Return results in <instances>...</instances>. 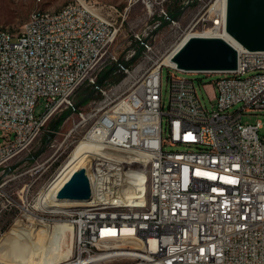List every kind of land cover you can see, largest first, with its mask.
I'll return each mask as SVG.
<instances>
[{"label": "built area", "instance_id": "2783aa9c", "mask_svg": "<svg viewBox=\"0 0 264 264\" xmlns=\"http://www.w3.org/2000/svg\"><path fill=\"white\" fill-rule=\"evenodd\" d=\"M158 1L165 0H128L123 13L116 6L72 0L61 19L43 21L34 10L13 39L0 40V130L8 136L0 144V173L10 170V163L58 111L82 117L74 99L89 87L101 99L89 98L88 105L103 113L86 136L98 130L101 145L116 149V157L95 160L100 176L112 181V191L98 200H116L121 147L148 152L156 187L147 218L104 219L73 208L68 215L73 246L61 264H264L262 123H241L243 113L264 112V51L240 48L235 71L215 73L211 84L201 85L203 91L212 88L213 97L206 94L214 101L211 110L193 80L169 74V108L164 112L162 69L177 70L162 59L182 36L161 54L152 34L161 26L157 23L150 32L134 33L135 46L123 59L111 49L125 12L140 3L151 15ZM159 14L162 23L176 25L163 8ZM224 27L225 19H212L211 28L219 32ZM110 64L114 67L108 68ZM112 75L121 79L111 83ZM39 104L42 112L37 114ZM235 105L241 108L230 111ZM133 183L134 175L127 174L128 196H133ZM8 205L6 198L0 216Z\"/></svg>", "mask_w": 264, "mask_h": 264}, {"label": "rangeland", "instance_id": "374dc122", "mask_svg": "<svg viewBox=\"0 0 264 264\" xmlns=\"http://www.w3.org/2000/svg\"><path fill=\"white\" fill-rule=\"evenodd\" d=\"M70 1L72 0H0V30L16 35L22 29L23 24L32 11L41 10L56 12ZM92 1L95 4L116 6L120 12L124 13L123 10L126 8L128 0ZM214 1L215 0L158 1L161 4L154 2V7L150 11L151 15L144 6L138 3L125 12L126 20L116 38L115 45L111 48L112 52H114L120 60L123 59L127 51L135 46L133 40L134 33L143 31L146 28H148L147 32H150L154 25L161 23V26L157 28V30H153L152 34L157 35L158 49L161 54H164V51L175 42L177 37H181L191 31L203 32L211 28L212 19H216V17L210 15L208 11ZM161 8L168 14L174 10L178 11L173 15L175 17L172 16L176 25L162 23V19L159 16ZM165 55L166 54L163 55V58ZM112 67H114L112 64L108 66V68ZM169 74H175L193 80L204 106H206L208 110H211V105L214 101L210 102L207 95L212 98L214 93L209 86L206 87L205 93V91L201 90V85L211 84L217 78L215 73L186 74L163 67L161 73V97L164 112H167L169 108ZM108 79L111 83H116L121 77L112 75ZM89 98L95 101L101 99L98 94H92L89 87L81 88L77 92L74 102L78 104L79 112L82 113L83 116L81 117L79 114L70 110L63 109L58 111L55 117L46 123L40 136L33 144L10 163V170L0 173L1 191L2 194H4L3 197H0V205L6 198L10 201V205L4 209V212L0 216V228H2L0 232V254L17 255L18 249L16 245L21 242L23 236H17L15 232H13V228H26L27 233L33 230L34 236H30L32 238L34 237L33 239H39L38 243H41L36 253H44L47 247H51L46 245L47 231L51 229V223L69 219V214H48L36 208L35 205L37 199L48 187L50 182H52L67 161L71 159L73 151L78 144L81 141H87L88 135L86 136V134L102 115L103 110H97L98 107L95 105H88L87 101ZM240 108L241 105H235L230 111H235ZM36 112L37 114L42 112L40 104ZM59 120L62 121L60 125L54 127V124ZM166 121L167 117L163 116V129H165ZM257 121L262 123V128L259 129V136L262 138L264 137V112L243 113L241 118L242 124H255ZM163 137L166 138V133L163 134ZM7 139L8 136L0 130V144ZM176 149L181 150L180 147H166V150ZM106 151L113 153L111 150ZM46 206L49 207L51 204H46ZM40 219L44 222H40ZM68 241L69 236L65 239L66 246L64 249L67 248ZM44 245L46 247H44Z\"/></svg>", "mask_w": 264, "mask_h": 264}, {"label": "bare ground", "instance_id": "6f19581e", "mask_svg": "<svg viewBox=\"0 0 264 264\" xmlns=\"http://www.w3.org/2000/svg\"><path fill=\"white\" fill-rule=\"evenodd\" d=\"M225 2L226 0H215L208 11L210 15L220 18L222 22L225 18ZM67 6L68 3L56 12L37 10V15L43 21L53 22L64 16V10ZM13 36L12 33L0 30V40H11ZM191 36L219 37L231 44L235 49L240 50L222 30L217 32L215 28H209L203 32L191 31L182 36L173 50L163 58L162 64L174 67L170 61L171 56ZM97 131L91 130L87 136V141H81L78 144L73 151L71 159L59 171L57 178L50 182L44 192L42 191L43 193L41 192L42 194L36 201V208L48 214L68 215L72 208L85 204L83 210H90L91 216L95 217H104V219L147 218L149 204L154 199L156 187L154 165H152L148 152L133 151L131 147H121V154L123 155H120L119 165H115L116 200H98L106 196L107 192L112 191V181H106L100 176V163L95 162V160L99 155L100 157H116V149L111 148V145L101 146V139ZM106 150H111L113 153H109ZM81 169L85 170L86 176L90 180V200L85 203L84 201L58 199L59 190L70 180L73 174H76ZM127 174L134 175L133 196H128L125 193ZM46 204H51V206L48 207ZM39 221L44 222L42 219ZM50 227L51 229L47 231L46 245L52 248L47 247L42 254L36 253L41 243H38L39 239H33L34 237L30 236L33 235V230L27 233L26 228H13V232L17 236H23L21 242L17 245L15 244L18 253L14 255L2 252L3 254H0V264H61L66 261L73 246V226L66 219L55 221L51 223ZM67 236H69V241L67 248L64 249ZM44 247L46 246L44 245Z\"/></svg>", "mask_w": 264, "mask_h": 264}, {"label": "water", "instance_id": "95a60500", "mask_svg": "<svg viewBox=\"0 0 264 264\" xmlns=\"http://www.w3.org/2000/svg\"><path fill=\"white\" fill-rule=\"evenodd\" d=\"M224 19V32L236 46L249 52L264 51V0H226ZM237 60L238 50L231 44L219 37L204 36H191L170 58L175 69L186 74L230 73L236 70ZM90 196L83 169L73 174L57 194L60 200L85 203Z\"/></svg>", "mask_w": 264, "mask_h": 264}, {"label": "snow or ice", "instance_id": "6c2138e0", "mask_svg": "<svg viewBox=\"0 0 264 264\" xmlns=\"http://www.w3.org/2000/svg\"><path fill=\"white\" fill-rule=\"evenodd\" d=\"M197 175H208V176H210L211 178H213V179H215V176H212V174H210V173H201V172H197L196 173ZM232 183H235L236 181H231ZM106 233H108V234H115V233H113V232H111V230H106Z\"/></svg>", "mask_w": 264, "mask_h": 264}, {"label": "trees", "instance_id": "16d2710c", "mask_svg": "<svg viewBox=\"0 0 264 264\" xmlns=\"http://www.w3.org/2000/svg\"><path fill=\"white\" fill-rule=\"evenodd\" d=\"M172 16H173V15H172ZM173 17H174V16H173ZM110 73H111V69L107 70L106 73L103 75L102 79L107 78V77L110 75ZM77 106H78V104H77ZM61 122H62V121L59 120L57 123L54 124V127L60 125Z\"/></svg>", "mask_w": 264, "mask_h": 264}, {"label": "crops", "instance_id": "0c3cea01", "mask_svg": "<svg viewBox=\"0 0 264 264\" xmlns=\"http://www.w3.org/2000/svg\"><path fill=\"white\" fill-rule=\"evenodd\" d=\"M178 11L177 10H174L173 12H170L169 14L171 15H175V13H177ZM175 17V16H174Z\"/></svg>", "mask_w": 264, "mask_h": 264}]
</instances>
